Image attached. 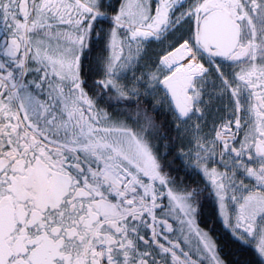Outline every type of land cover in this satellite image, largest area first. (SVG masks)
Segmentation results:
<instances>
[{
  "label": "snow or ice",
  "instance_id": "snow-or-ice-1",
  "mask_svg": "<svg viewBox=\"0 0 264 264\" xmlns=\"http://www.w3.org/2000/svg\"><path fill=\"white\" fill-rule=\"evenodd\" d=\"M0 264H264V0H0Z\"/></svg>",
  "mask_w": 264,
  "mask_h": 264
}]
</instances>
